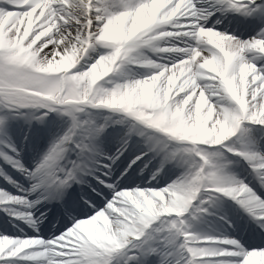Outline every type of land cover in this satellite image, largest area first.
I'll return each instance as SVG.
<instances>
[{"label":"snow or ice","instance_id":"6c2138e0","mask_svg":"<svg viewBox=\"0 0 264 264\" xmlns=\"http://www.w3.org/2000/svg\"><path fill=\"white\" fill-rule=\"evenodd\" d=\"M0 264H264V0H0Z\"/></svg>","mask_w":264,"mask_h":264},{"label":"rangeland","instance_id":"374dc122","mask_svg":"<svg viewBox=\"0 0 264 264\" xmlns=\"http://www.w3.org/2000/svg\"><path fill=\"white\" fill-rule=\"evenodd\" d=\"M228 204L230 205L231 204V201H229Z\"/></svg>","mask_w":264,"mask_h":264}]
</instances>
